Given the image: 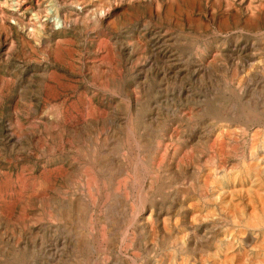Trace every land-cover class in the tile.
<instances>
[{"label":"rangeland","instance_id":"1","mask_svg":"<svg viewBox=\"0 0 264 264\" xmlns=\"http://www.w3.org/2000/svg\"><path fill=\"white\" fill-rule=\"evenodd\" d=\"M263 1L264 0H0V197H2V199L0 198V212L7 210L6 214L5 211L0 213V227L2 229H0V231H3L0 234V262L3 261V264H26V262H28L27 264H74V262L75 264H123V262L125 264H140L143 259H145L146 255L139 250L137 245L130 246L128 241L132 238L137 239L136 232L139 233L140 231V223L138 220L143 217V214L140 213V210H137L140 209L138 207L140 201L139 189L146 185L149 176H153L151 175L150 166H152V164H159L161 168H164L165 165V169L171 168L175 171L183 169L184 172L180 174V178L184 181L182 179L176 180L173 176L163 172L164 175L168 176L166 180L162 173H157L153 177H155V180L157 179L158 187L162 188V192L155 191L157 184L152 183L153 187L151 186L150 188L151 193L148 192L145 194L146 199L151 201L152 199H156L157 202L156 200L153 201L155 202L154 205L164 210L168 208L169 210H174L179 203L187 205V203L194 202V199H190V195H188V197L187 195L185 196L191 188V183L195 184L194 182L196 179H199L201 183L204 182L205 179L207 181L211 180L209 175L206 174L209 172L205 167L209 164L210 156L213 152H210L212 151L210 142L209 145H205L204 138L209 137V140H211L213 137L212 133L216 131L218 124H223L222 122L217 123L219 122V117L216 116L217 108L222 105V107L229 110L234 111L238 109V112H241L239 109L243 110L249 105L257 106V103H261L264 100V15L261 14L264 11ZM253 24L255 25L253 26ZM96 68H100V71L96 70ZM222 75L225 78H222ZM52 80H55V84ZM237 82L238 84H236ZM42 83H44V85H42ZM248 83L252 84L248 85ZM106 84H108V86ZM249 93H251L252 96L249 95ZM256 94H258V96H256ZM254 96H256L257 99ZM258 99L261 101H258ZM44 100L48 101H45V103ZM244 100L246 101L244 102ZM77 108L79 110H77ZM61 110L64 113L61 112ZM76 110L78 113H76ZM72 115L74 117L73 119L71 118ZM95 121H97V124ZM129 121L132 123L130 122V124ZM88 125L89 127H87ZM174 126L176 129H174ZM16 127L18 129H16ZM214 128L216 129L214 130ZM171 129L174 131H171ZM261 132V139H264V136H262L264 135V129H261ZM176 134H179L178 136H180V134L185 135L187 143L180 146L181 144L179 145V143L176 142L178 140V136L175 138ZM51 135H53V137ZM169 135L173 137L174 141L168 140L167 137ZM232 136L231 139L230 137H225L228 142L226 140V142L224 141V147L226 148L223 149L224 155L222 158H225L228 165L232 164L233 166L242 160V156L245 154L247 155L249 151H253V149L249 147V133L244 134L241 130L237 129L232 133ZM96 139L99 140L96 141ZM198 144L199 146L195 148L194 146ZM228 144H231L232 147L234 146L233 148L237 152ZM64 145L65 147H63ZM78 145L81 148H79ZM228 146L233 150H228ZM238 146L239 149H237ZM257 146L260 150L256 148ZM47 149H52L53 151L51 150V152ZM91 149L100 156L104 155L103 157L108 159V163L112 162V168L117 170L118 167L115 168L114 164L115 166L124 165L122 167H127V169L125 168V174L122 176L128 184L127 190H124L122 184L118 185L116 182L114 183L115 179L112 183L114 187L112 191L113 193L117 192L119 195L117 193L115 197L110 195L107 201L105 198V200H103V197L93 196L95 199L93 211L97 216L99 215V222L96 227L97 233H94V231L92 232L88 227L84 228L77 220L70 221L64 218L61 215L62 211L60 207V203L63 202V199L68 200L70 197L73 198V196L76 195L79 200L89 201V193L85 194L87 193L85 182L83 179L80 181L82 178L81 174L83 173L82 169H84V171H89L91 174L94 172L93 174H96V180H99L101 177L107 179V173L109 172L107 169L104 168V173H106L104 177L99 169L93 167L89 168L87 158L83 157L82 154ZM13 150L17 151L14 152ZM224 150H228V153ZM255 150L254 154L257 157L258 155L264 156V149L261 148L260 143L255 146ZM152 152L154 153L152 154ZM185 153L187 154L185 155ZM234 153H236V155ZM194 154L199 155L197 156L199 158ZM114 156L119 158V162L118 158L116 159ZM192 157H194V160L191 159ZM2 158L6 160L4 161ZM259 158L261 159V157ZM83 159L84 161L82 162ZM160 159L162 160L159 161ZM38 164L40 165L38 166ZM51 167L53 168L51 169ZM49 169H51L52 172ZM38 172L40 173L39 175ZM100 172L102 174H100ZM133 173L138 176L136 177L137 179ZM30 174L33 177H31ZM2 176L4 178H2ZM8 176L10 179L5 180ZM43 176H45V178ZM206 176L209 179H207ZM122 177L119 178L121 183L124 181L120 180L123 179ZM136 180L139 181L137 182ZM16 182L17 185H19L18 187L15 184ZM51 185L53 187H51ZM117 185L118 187H116ZM38 186H41L40 189ZM47 186L50 189H48ZM107 186L110 187V184ZM202 187L203 185H201L200 188ZM6 189H8V192ZM35 191L36 193H32ZM27 192L29 193L28 196ZM81 192L83 194H81ZM45 196H47V198ZM124 196H126V198ZM120 198H122L123 201ZM186 198L190 201H185ZM181 200L183 201L181 202ZM26 201H29V203ZM59 201L60 203H58ZM36 202L42 204L38 205ZM21 203L22 207L19 206ZM55 203L58 204L56 205ZM129 203H131V207L134 209L130 207ZM3 204L5 205L3 206ZM168 204L169 206H167ZM121 206H126L128 209ZM10 209H14V211H10ZM32 211L34 212L32 213ZM130 212H132V214ZM44 215L46 217L45 219ZM16 216L20 217L17 219ZM6 217L7 220H5ZM38 217H40L39 220ZM17 220L20 223L16 222ZM41 220L42 222H40ZM7 221L12 223L13 226ZM109 222L112 224L110 225ZM129 222L131 223L129 224ZM17 224H19V226ZM25 225L28 228L25 227ZM12 230L13 233L11 234ZM16 231L19 232L16 233ZM101 231L103 232L100 233ZM30 232H32V235ZM80 237L88 246H86L87 244L82 245L76 242ZM118 238L122 239L120 240ZM156 241L157 240H155V242ZM16 243L18 245H16ZM118 244L122 245V248ZM155 245H157V243H155ZM129 249H134V251ZM132 252L134 254L133 256ZM91 254L94 255L92 256ZM155 254L150 253L147 257L150 256L149 258H151ZM16 257L20 258L18 259ZM142 257L143 259H141ZM95 259L98 262H96ZM135 260L136 262L134 263Z\"/></svg>","mask_w":264,"mask_h":264},{"label":"bare ground","instance_id":"2","mask_svg":"<svg viewBox=\"0 0 264 264\" xmlns=\"http://www.w3.org/2000/svg\"><path fill=\"white\" fill-rule=\"evenodd\" d=\"M2 2V1H1ZM264 2V1H263ZM12 3V2H11ZM260 3V2H259ZM6 6V5H5ZM231 6V5H230ZM260 7V6H259ZM233 8V7H232ZM261 8V7H260ZM264 8V7H263ZM235 9V8H234ZM256 9V8H255ZM262 9V8H261ZM257 10V9H256ZM236 11V10H235ZM259 11V10H257ZM261 12V11H260ZM264 12V11H263ZM261 13L264 15V13ZM255 14V13H254ZM238 15V14H237ZM260 15V14H259ZM262 15V17H263ZM261 16V15H260ZM259 16V17H260ZM261 17V19H262ZM257 19V18H256ZM255 19V20H256ZM246 20V19H245ZM264 21V19H263ZM262 21V22H263ZM261 22V20H260ZM252 23V22H251ZM257 23H258V20H257ZM238 24V23H237ZM247 25V24H246ZM255 24H253L254 26ZM260 25V24H259ZM264 25V24H263ZM262 25V26H263ZM243 26V25H242ZM245 26V25H244ZM251 26V25H250ZM264 27V26H263ZM2 28V27H1ZM249 28V27H247ZM255 28V27H254ZM45 30V29H44ZM258 30V28H257ZM53 31V30H52ZM1 32V31H0ZM44 32V31H43ZM52 33V32H51ZM43 36V35H42ZM48 38V37H47ZM43 39V38H42ZM41 39V40H42ZM38 42V41H37ZM47 43V41H46ZM256 43V42H255ZM39 44V43H38ZM42 44V43H41ZM263 45V44H262ZM261 46V45H260ZM50 47V46H49ZM47 49V48H46ZM50 49V48H49ZM64 51V50H63ZM50 52V50H49ZM53 56V55H52ZM243 60V59H242ZM239 63V62H237ZM263 63V62H262ZM254 64V63H253ZM252 64V65H253ZM260 65V64H259ZM18 67V66H17ZM230 67V66H229ZM238 67V66H237ZM243 67V66H242ZM253 67V66H252ZM13 68V67H12ZM100 69V68H99ZM96 68V70H99ZM241 69V68H240ZM239 69V70H240ZM254 69V68H253ZM261 69V68H260ZM16 70V69H15ZM14 70V71H15ZM244 70V68H243ZM51 71V70H50ZM49 71V72H50ZM100 71V70H99ZM11 72V71H10ZM48 72V71H47ZM238 72V71H237ZM243 72V71H242ZM257 72V71H256ZM255 73V72H254ZM226 74V72H225ZM238 74V73H237ZM252 74V73H251ZM49 75V74H47ZM52 75V74H50ZM54 75V74H53ZM239 75V74H238ZM232 76V75H231ZM236 76V75H235ZM249 76V75H248ZM252 76V75H251ZM48 77V76H47ZM238 77V76H237ZM240 77V76H239ZM262 77V76H261ZM44 78V77H43ZM51 78V77H50ZM61 78V77H60ZM59 78V79H60ZM222 78H225L223 77L222 75ZM264 78V77H263ZM45 79V78H44ZM252 79V78H251ZM255 79V78H254ZM116 80V79H115ZM263 80V79H262ZM54 81V84H55V80H52ZM51 81V82H52ZM220 81V80H219ZM240 81V80H239ZM259 81V80H258ZM43 82V81H42ZM47 82V81H46ZM110 82V81H109ZM116 82V81H115ZM236 82V80H235ZM254 82V81H253ZM263 82V81H262ZM108 83V82H107ZM113 83V82H112ZM240 83V82H239ZM48 84V82H47ZM49 84H52V83H49ZM53 84V85H54ZM58 84V83H57ZM111 84V83H109ZM238 84V82L236 83ZM249 84H252V83H248ZM255 84V83H254ZM253 84V85H254ZM17 85V84H16ZM42 85H44V83H42ZM60 85V84H59ZM108 86V84H106ZM115 85V84H113ZM230 85V84H229ZM232 85V84H231ZM247 85V84H246ZM245 85V86H246ZM247 85V86H248ZM257 85V84H256ZM58 86V85H57ZM120 86V85H119ZM233 86V85H232ZM238 86V85H237ZM249 87V86H248ZM260 87V86H259ZM46 88V87H45ZM53 88V87H52ZM108 88V87H107ZM115 88V87H114ZM42 89V88H41ZM235 89V88H234ZM57 90V89H56ZM236 90V89H235ZM255 90V89H254ZM261 90V89H260ZM227 91V90H226ZM241 91V90H240ZM246 91V90H245ZM253 91V90H252ZM48 92V91H47ZM131 92V91H129ZM225 92V91H224ZM231 92V91H230ZM239 92V91H237ZM247 92H248V89H247ZM260 92V91H259ZM258 92V94H259ZM44 93H45V90H44ZM43 93V94H44ZM51 93V92H50ZM229 93V92H228ZM243 93V92H242ZM255 93V91H254ZM1 94V92H0ZM40 94V93H39ZM52 94V93H51ZM50 94V95H51ZM55 94V93H54ZM226 94V93H225ZM258 94H256V96H258ZM41 95V94H40ZM47 95V94H46ZM45 95V96H46ZM58 95V94H57ZM56 95V96H57ZM230 95V94H229ZM249 95H251V93H249ZM2 96V95H1ZM252 96V95H251ZM256 96H254L256 98ZM50 97V96H49ZM48 97V98H49ZM264 97V96H263ZM5 98V97H4ZM47 98V97H46ZM55 98V96H54ZM131 98V96H130ZM259 98V97H258ZM262 98V97H261ZM245 99V97H244ZM254 99V98H253ZM257 99V98H256ZM260 99V98H259ZM258 101H261L259 100ZM263 99V98H262ZM51 100V99H50ZM43 101V100H42ZM46 100H44L45 102ZM48 101V100H47ZM46 101V102H47ZM246 100H244L245 102ZM251 101V100H249ZM253 101V100H252ZM45 102V103H46ZM89 102V100H88ZM87 102V103H88ZM111 102V101H110ZM36 103V102H35ZM249 103V102H248ZM16 104V103H15ZM89 104V103H88ZM92 104V103H91ZM134 104V103H132ZM220 104V103H219ZM251 104V103H250ZM258 105L257 106H247L245 107L243 110L239 109L241 112H238V109L232 111V110H229L225 107H222V105L220 107L217 108L216 110V116L219 117L218 118V121L217 123H220L222 122L223 124H218L217 126V129L214 128V130L216 129V131L214 133H212L211 135V140H209V137L208 138H204V143L205 145H209V142H210V146L212 148V151L210 152H213V154H211L210 156V162L209 164L205 167L209 173H206L209 175L210 179L209 181H207L206 179L204 180V182H200L199 179H196V181L194 182L195 184H192L191 183V188L190 190L187 192V194H185V196L187 195H190V199L193 200L194 199V202H190V203H187L186 204H183V203H179L176 207V209L174 210H169L168 209H162V208H157L155 204V201L154 199L149 200V199H146V193L150 192L151 193V186H152V183H156L157 184V187L155 189V191L157 192H162V188L161 187H158V182H157V179L155 180L153 177L154 175H156L157 173L158 174H161L163 176H165L164 178L168 177L166 175L163 174V172L167 173L168 175L170 176H173L174 178L177 179H182L180 178V174L182 172H184V170H180V171H175L171 168H167L165 169V165H164V168H161L159 166V164H155L152 166H150L151 168V175L153 176H149V180L146 181V185L142 186L139 190V193H140V196H139V203H138V207L140 209H137V210H140V213L143 214V217L140 218L139 223H140V231L139 233H137V239H129L128 243L129 245H133V246H136L139 248V250L142 251V253H144L146 256H145V259H143V257L141 259H143V261L140 263V264H264V156H259L258 157L254 154V152L256 151L255 150V146L258 145L260 143L261 145V148L264 149V139H261V129H264V100L263 102H259L257 103ZM36 105V104H35ZM84 105V104H83ZM101 105V104H99ZM105 105V104H104ZM138 105V104H137ZM248 105V104H247ZM254 105V104H253ZM16 106V105H15ZM39 106V105H38ZM37 106V107H38ZM68 106V105H67ZM233 106V105H232ZM77 107V106H76ZM93 107V105H92ZM35 108V107H34ZM67 108V107H66ZM87 108V106H86ZM100 108V107H99ZM107 108V107H105ZM134 108V107H133ZM28 109V108H27ZM56 109V108H55ZM62 109V107H61ZM73 109V107H72ZM83 109V108H82ZM101 109V108H100ZM104 109V108H103ZM14 110V109H13ZM49 110H50V107H49ZM77 110H79L77 108ZM76 110V113H78V111ZM92 110V109H91ZM94 110V109H93ZM132 110V109H131ZM51 111V110H50ZM88 111V110H87ZM98 111V110H96ZM104 111V110H103ZM108 111V110H107ZM33 112V110H32ZM35 112V111H34ZM61 112H63L61 110ZM72 112V111H71ZM91 112V111H90ZM105 112V111H104ZM103 112V113H104ZM109 112V111H108ZM132 112V111H131ZM182 112V111H181ZM214 112V111H213ZM212 112V113H213ZM64 113V112H63ZM80 113V112H79ZM84 113V112H83ZM102 113V112H101ZM107 113V112H106ZM28 114V113H27ZM30 114V112H29ZM28 114V115H29ZM57 114V113H56ZM72 114V113H71ZM99 114V113H98ZM105 114V113H104ZM182 114V113H180ZM33 115V114H32ZM37 115V114H36ZM59 115V113H58ZM75 115V114H74ZM88 115V113H87ZM94 115V114H93ZM102 115V114H101ZM106 115V114H105ZM131 115V114H130ZM179 115V114H178ZM66 116V115H64ZM80 116V115H78ZM92 116V115H91ZM90 116V117H91ZM134 116V114H133ZM181 116V115H180ZM46 117V116H44ZM62 117V116H61ZM81 117V116H80ZM103 117V116H101ZM100 117V118H101ZM128 117H129V114H128ZM178 117V116H177ZM185 117V115H184ZM1 118V117H0ZM71 118L73 119V115L71 116ZM106 118V117H105ZM34 119V117H33ZM67 119V118H66ZM69 119V118H68ZM83 119V118H82ZM86 119V118H85ZM17 120V119H16ZM42 120V119H41ZM60 120V119H58ZM84 120V119H83ZM91 120V119H90ZM132 120V119H131ZM174 120V119H173ZM172 120V122H173ZM177 120V119H176ZM178 120L180 121V119L178 118ZM38 121V120H37ZM78 121V120H77ZM86 121V120H85ZM98 121V120H97ZM95 121V123L97 122ZM171 121V120H170ZM210 121V120H209ZM208 121V122H209ZM212 121V120H211ZM3 122V121H2ZM43 122V121H42ZM45 122V121H44ZM56 122V121H55ZM58 122V121H57ZM65 122V121H64ZM89 122V121H88ZM93 122V121H92ZM104 122V121H103ZM131 121H129L130 123ZM178 122V121H177ZM94 123V124H95ZM99 123V122H98ZM128 123V124H129ZM132 123V122H131ZM130 123V124H131ZM170 123V122H169ZM3 124V123H2ZM18 124V123H17ZM22 124V123H21ZM61 124H62V121H61ZM97 124V123H96ZM23 125V124H22ZM50 125V124H49ZM69 125V124H68ZM71 125V124H70ZM90 125V124H89ZM89 125L87 127H89ZM170 125V124H169ZM183 125V124H181ZM14 126V125H13ZM25 126V125H24ZM62 126V125H61ZM73 126V125H72ZM216 126V125H215ZM3 127V126H2ZM18 127V126H17ZM16 127V129H18ZM21 127V126H19ZM59 127V126H58ZM85 127V126H84ZM178 127V126H176ZM204 127H207V126H204ZM14 128V127H13ZM80 128V127H78ZM86 128V127H85ZM128 128V127H127ZM130 128V127H129ZM182 128V127H181ZM210 128V127H209ZM6 129V128H5ZM22 129V128H21ZM52 129V128H51ZM140 129V128H139ZM144 129V128H143ZM173 129V128H172ZM171 131H174L172 130ZM174 129L175 126H174ZM241 130L244 134H247L249 133L250 135V144H249V147H251V149H253V151H249V153L244 156H242L243 158H241L242 160H240L238 157V159L240 160L238 162V164H234L232 166V164H227L225 158L223 159L222 156L224 155V152H223V149L226 148L224 147V141L226 140L225 137L227 136V138L230 137L231 139V136H232V133L235 131V130ZM15 130V129H14ZM54 130V129H53ZM81 130V129H80ZM91 130V129H90ZM101 130V129H100ZM133 130V129H132ZM142 130V129H141ZM170 130V129H169ZM205 130V129H203ZM210 130V129H209ZM234 130V131H233ZM9 131V129H8ZM83 131V130H82ZM127 131V129H126ZM179 131V130H178ZM177 131V132H178ZM192 131V130H191ZM34 132V131H33ZM85 132V131H84ZM101 132V131H99ZM195 132V131H194ZM201 132V131H200ZM7 133V132H6ZM9 133V132H8ZM36 133V132H35ZM70 133V132H69ZM128 133V132H127ZM180 133V132H179ZM12 134V133H10ZM9 134V135H10ZM39 134V133H38ZM46 134V133H45ZM66 134H67V131H66ZM134 134V133H133ZM141 134V133H140ZM169 134V133H168ZM186 134V133H185ZM239 134V133H238ZM242 134V133H240ZM7 135V134H6ZM60 135V134H59ZM78 135V133H77ZM80 135V134H79ZM95 135V134H94ZM127 135V134H126ZM158 135V134H157ZM179 134H176L175 138L178 136ZM203 135V134H202ZM231 135V136H230ZM243 135V134H242ZM14 136V135H13ZM53 137V135H51ZM58 136V135H57ZM99 136V135H98ZM97 136V137H98ZM125 136V135H124ZM245 136V135H244ZM264 136V135H262ZM12 137V136H11ZM25 137V136H24ZM50 137V136H49ZM51 137V139H52ZM55 137V136H54ZM131 137V136H129ZM134 137V136H133ZM132 137V138H133ZM188 137V136H187ZM195 137V136H194ZM233 137V136H232ZM236 137V136H234ZM29 138V137H28ZM34 138V137H33ZM75 138V137H74ZM86 138V137H85ZM84 138V139H85ZM136 138V137H135ZM169 141L173 140V137L172 136H168L167 137ZM191 138V137H189ZM242 138V136H241ZM248 138V137H246ZM263 138V137H262ZM20 139V138H18ZM24 139V138H22ZM31 139V138H30ZM29 139V140H30ZM50 139V138H49ZM55 139V138H54ZM63 139V138H61ZM87 139V138H86ZM103 139V138H102ZM101 139V140H102ZM126 139V138H125ZM124 139V140H125ZM143 139V138H142ZM197 139H198V136H197ZM229 139V140H230ZM237 139V138H236ZM240 139V138H239ZM244 139V138H243ZM1 140V139H0ZM13 140V138H12ZM11 140V141H12ZM99 140V139H96V141ZM105 140V139H104ZM129 140V139H128ZM131 140V139H130ZM134 140V139H133ZM145 140V139H144ZM163 140V139H162ZM193 140V139H192ZM199 140V139H198ZM248 140V139H246ZM31 141V140H30ZM70 141V140H69ZM120 141V140H119ZM136 141V140H135ZM174 141V140H173ZM227 141V140H226ZM225 141V142H226ZM232 141V140H230ZM245 141V139H244ZM8 142V141H7ZM27 142V141H26ZM68 142V141H67ZM129 142V141H128ZM177 143H179L180 146L182 145H185L187 143L186 139H185V135H181L178 136V140L176 141ZM192 142V141H191ZM228 142V141H227ZM234 142H236L234 140ZM14 143V142H13ZM18 143V142H17ZM31 143V142H29ZM42 143V142H41ZM56 143V142H55ZM87 143V142H86ZM124 143V142H123ZM132 143V142H131ZM148 143V142H146ZM198 143V142H197ZM203 143V142H202ZM231 143V142H230ZM239 143V142H238ZM242 143V142H241ZM5 144V143H4ZM21 144V143H20ZM39 144V142H38ZM59 144V143H58ZM61 144V143H60ZM64 144V143H62ZM125 144V143H124ZM134 144V143H133ZM155 144V143H154ZM162 144V142H161ZM231 144H234V143H231ZM229 145L232 147V145ZM237 144V142H236ZM235 144V146H236ZM6 145V144H5ZM10 145H13V144H10ZM8 145V146H10ZM35 145V144H34ZM52 145V144H51ZM56 145V144H55ZM54 145V146H55ZM87 145V144H86ZM103 145V144H102ZM166 145V144H165ZM192 145V144H190ZM189 145V146H190ZM203 145V144H202ZM227 145V144H226ZM243 145V144H242ZM16 146V145H14ZM45 146H46V143H45ZM44 146V147H45ZM53 146V145H52ZM73 146V145H72ZM85 146V145H84ZM83 146V147H84ZM91 146V145H90ZM116 146V145H115ZM134 146V145H133ZM199 146L196 145L194 146L195 148ZM228 146V147H229ZM6 147V146H5ZM11 147V146H10ZM31 147V146H30ZM43 147V146H42ZM41 147V148H42ZM59 147V146H57ZM65 147V145L63 146ZM79 147V145H78ZM125 147V146H124ZM128 147V145H127ZM129 147H132V146H129ZM135 147V146H134ZM184 147V146H183ZM234 147V146H233ZM232 147V148H233ZM237 147V146H236ZM244 147V146H242ZM248 147V146H246ZM12 148V147H11ZM35 148V147H34ZM53 148V147H52ZM81 148V147H79ZM78 148V149H79ZM98 148V147H97ZM123 148V147H122ZM133 148V147H132ZM137 148V147H136ZM139 148V147H138ZM164 148V147H163ZM162 148V149H163ZM166 148V147H165ZM171 148V147H169ZM241 148V147H240ZM258 148V146L256 147ZM19 149V148H18ZM32 149V148H31ZM38 149V148H37ZM112 149V148H111ZM110 149V150H111ZM118 149V148H116ZM128 149V148H127ZM131 149V148H130ZM168 149V148H167ZM199 149V147H198ZM196 149V150H198ZM210 149V148H209ZM230 149V147L228 148V150ZM234 149V148H233ZM233 149H230L233 150ZM239 149V146L238 148ZM259 149V148H258ZM4 150V148H3ZM8 150H11V149H8ZM25 150V149H24ZM29 150V149H27ZM39 150V149H38ZM49 150V149H47ZM52 150V149H51ZM49 150V151H51ZM55 150V149H54ZM80 150V149H79ZM98 150V149H97ZM135 150V149H134ZM183 150V149H182ZM189 150V149H188ZM228 150H224L228 153ZM260 150V149H259ZM262 150V149H261ZM14 152L17 151V150H13ZM37 151V150H36ZM53 151V150H52ZM51 151V152H52ZM64 151V150H62ZM70 151V150H69ZM68 151V152H69ZM84 151V150H83ZM86 151V150H85ZM102 151V150H101ZM105 151V150H104ZM114 151V150H113ZM133 151V150H131ZM140 151V149H139ZM152 151V150H151ZM173 151V150H172ZM185 151V150H184ZM195 151V150H194ZM235 151V149H234ZM245 151V150H243ZM2 152V151H1ZM46 152V151H45ZM61 152V151H60ZM67 152V151H66ZM72 152V151H70ZM107 152V150H106ZM117 152V151H116ZM127 152V151H126ZM138 152V151H137ZM187 152V151H186ZM192 152V151H191ZM205 152V151H204ZM237 152V151H235ZM7 153V152H6ZM30 153V152H29ZM28 153V154H29ZM47 153V152H46ZM45 153V154H46ZM49 153V152H48ZM56 153V152H55ZM80 153V152H79ZM77 153V154H79ZM113 153V152H112ZM122 153V152H121ZM119 153V154H121ZM124 153V152H123ZM154 152H152L153 154ZM182 153V152H181ZM195 153V152H194ZM245 153V152H244ZM261 153V152H260ZM263 153V151H262ZM261 153V154H262ZM23 154V153H22ZM44 154V152H43ZM51 154V153H50ZM67 154V153H65ZM72 154V153H71ZM76 154V155H77ZM128 154V153H126ZM130 154V153H129ZM132 154V153H131ZM167 154V153H166ZM187 153H185L186 155ZM192 154V153H190ZM200 154V153H198ZM205 154V153H204ZM236 155V153H234ZM259 154V153H258ZM40 155V154H39ZM48 155V154H47ZM60 155V154H59ZM83 157H86L87 160H88V165H89V168L93 167L95 169H99L104 177L106 175V173H104V168L107 169V171H109L107 173V179L106 178H100L99 180H96L95 179V175L96 174H93L94 170L92 171L93 173L91 174L89 171H84V169H82L83 173L81 174V180L82 179L84 180L85 182V185H86V190H87V193L85 194H88L89 193V196H90V199L89 201H84V200H79L77 195L76 196H73L70 197L68 200L67 199H63V202L60 203V201L58 203H60V207H61V215L68 219V220H77L78 223H80L82 226L85 227H88L92 232L94 231V233H97L96 232V227H97V224L99 222V218L98 216L94 213L93 211V208H94V205H95V199L93 196H100L101 198L103 197V200L106 199H109L110 198V195L111 196H117V194L114 192L113 193V180L114 183L116 182V184H122L124 190H127V183H126V180H124L125 178L122 177L123 174H125L126 170L125 168L127 169V167H122V166H115L114 164V167L117 168L114 169L111 167V163H108V159L106 157H103V156H100L98 153H96L95 151L93 152V149L91 150H87L86 152H84L83 154ZM82 155H81V158H82ZM110 155V154H109ZM124 155V154H123ZM122 155V156H123ZM133 155V154H132ZM142 155V154H141ZM178 155V154H177ZM196 157L199 156V155H196L194 154ZM208 155V154H207ZM230 155V153H229ZM232 155V154H231ZM3 156V155H2ZM14 156V155H13ZM33 156V155H32ZM31 156V157H32ZM35 156V155H34ZM46 156V155H44ZM52 156V155H51ZM64 156V154H63ZM117 156V155H116ZM114 156V157H116ZM127 156V155H126ZM125 156V157H126ZM130 156V155H129ZM128 156V157H129ZM137 156V155H136ZM201 156V155H200ZM239 156V155H237ZM42 157V156H41ZM77 157V156H76ZM112 157V156H110ZM124 157V158H125ZM131 157V156H130ZM160 157V156H159ZM187 157V156H186ZM203 157V156H202ZM201 157V158H202ZM225 157V156H224ZM261 157V159L259 158ZM47 158V157H45ZM49 158V157H48ZM80 158V157H79ZM80 158V159H81ZM118 157H116L117 159ZM122 158V159H124ZM140 158V156H139ZM152 158V157H151ZM167 158V157H166ZM171 158V157H170ZM194 157H192L191 159H193ZM199 158V157H197ZM205 158V157H204ZM227 158V157H226ZM231 158V157H230ZM234 158V157H233ZM232 158V159H233ZM3 159V158H2ZM10 159V158H9ZM36 159V158H35ZM54 159V158H53ZM62 159V158H61ZM70 159V158H69ZM77 159V158H76ZM112 159V158H111ZM121 159V161H122ZM128 159V158H127ZM141 159V158H140ZM180 159V158H179ZM187 159V158H186ZM190 159V158H189ZM205 159H208V158H205ZM204 159V160H205ZM228 159V158H227ZM0 160H1V157H0ZM4 161L6 160L5 158L3 159ZM45 160V159H44ZM72 161H75L73 159H71ZM162 159H160L159 161H161ZM164 160V159H163ZM174 160V159H173ZM194 160V159H193ZM3 161V162H4ZM51 161V160H50ZM56 161V160H55ZM84 161V159L82 160V162ZM86 161V159H85ZM110 161V160H109ZM113 161V160H112ZM127 161V160H126ZM177 161V160H176ZM180 161V160H179ZM187 161V160H186ZM192 161V160H191ZM236 161V160H235ZM7 162V161H6ZM63 162V161H62ZM87 162V161H86ZM118 162H119V158H118ZM137 162V161H136ZM169 162V161H168ZM167 162V163H168ZM181 162V161H180ZM194 162V161H193ZM26 163V162H25ZM34 163V162H33ZM48 163V162H47ZM115 163V162H114ZM117 163V162H116ZM126 163V162H124ZM132 163V162H131ZM134 163V162H133ZM163 163V162H162ZM166 163V164H167ZM174 163V162H173ZM235 163V162H234ZM15 164V163H14ZM42 164V163H41ZM74 164V163H73ZM120 164V163H119ZM179 164V163H178ZM184 164V163H183ZM23 165V164H22ZM40 164H38L39 166ZM44 165V163H43ZM137 165V164H136ZM176 165V164H175ZM198 165V164H197ZM54 166V165H53ZM143 166V165H142ZM168 166V165H167ZM202 166V165H201ZM200 166V168H201ZM24 167V165H23ZM34 167V166H33ZM41 167V166H40ZM61 167V166H60ZM71 167V166H70ZM86 167V166H85ZM134 167V166H132ZM20 168V167H19ZM28 168V167H27ZM32 168V167H31ZM30 168V169H31ZM48 168V166H47ZM53 167H51L52 169ZM65 168V167H64ZM63 168V169H64ZM83 168V167H82ZM130 168V167H129ZM128 168V169H129ZM138 168V167H137ZM189 168V167H188ZM187 168V169H188ZM193 168V166H192ZM191 168V169H192ZM197 168V166H196ZM22 169V168H21ZM45 169V168H43ZM51 169H49L51 171ZM62 169V168H61ZM88 169V168H87ZM186 169V167H185ZM78 170V169H77ZM86 170V169H85ZM89 170V169H88ZM91 170V169H90ZM98 170V171H99ZM194 170V169H193ZM192 170V171H193ZM201 170V169H200ZM204 170V169H203ZM6 171V170H5ZM48 171V172H50ZM56 171V170H55ZM60 171V170H59ZM81 171V170H79ZM199 171V170H198ZM3 172V170H2ZM24 172V171H23ZM40 172V171H39ZM38 172V175L40 174ZM45 172V171H43ZM42 172V173H43ZM52 172V171H51ZM100 172V174H102ZM128 172H131V171H128ZM200 172V171H199ZM204 172V171H203ZM1 173V172H0ZM10 173V172H9ZM56 173V172H55ZM72 173H75V172H72ZM80 173V172H79ZM26 174V172H25ZM34 174V173H33ZM37 174V173H36ZM60 174V173H59ZM200 174V173H199ZM205 174V175H206ZM3 175V174H2ZM7 175V174H6ZM5 175V176H6ZM56 175V174H55ZM73 175V174H72ZM77 175V174H76ZM132 175V174H131ZM133 175H135V178L138 177L136 174L133 173ZM132 175V176H133ZM201 175V174H200ZM203 175V176H205ZM31 176V174H30ZM29 176V177H30ZM52 176V175H51ZM189 176V175H188ZM187 176V177H188ZM195 176V175H194ZM202 176V175H201ZM9 177V176H8ZM6 177V179H10V177L8 178ZM25 177V175H24ZM33 177V176H31ZM45 178V176H43ZM54 177V176H53ZM60 177V176H59ZM69 177V175H68ZM71 177V176H70ZM74 177V176H73ZM123 178V179H120V180H124L123 183H121V181H119V178ZM131 177V176H130ZM146 177V176H144ZM151 177V178H150ZM183 177V176H182ZM186 177V178H187ZM207 177V176H206ZM2 178H4L2 176ZM12 178V177H11ZM21 178V176H20ZM19 178V179H20ZM27 178V176H26ZM38 178V177H37ZM42 178V179H44ZM47 178V177H46ZM76 178V177H75ZM134 178V179H135ZM157 178V177H156ZM159 178V177H158ZM196 178V177H195ZM198 178V177H197ZM204 178V177H203ZM17 179V178H16ZM18 179V180H19ZM53 179V178H52ZM55 179V178H54ZM59 179V178H58ZM61 179V178H60ZM63 179V178H62ZM79 179V178H78ZM137 179V178H136ZM140 179V178H139ZM207 179H209L207 177ZM4 180V181H5ZM24 180V179H23ZM21 180V181H23ZM33 180V178H32ZM68 180V179H66ZM70 180V178H69ZM77 180V179H76ZM75 180V181H76ZM129 180V179H128ZM132 180V179H131ZM155 180V181H154ZM162 180V179H161ZM167 180V178H166ZM170 180V179H169ZM175 180V181H176ZM183 180V179H182ZM189 180V179H188ZM193 180V178H192ZM20 181V182H21ZM34 181V180H33ZM39 181V180H38ZM42 181V180H41ZM45 181V180H44ZM137 181V180H136ZM139 181V180H138ZM137 181V182H138ZM142 181V180H141ZM160 181V180H159ZM184 181V180H183ZM15 182V181H14ZM26 182V180H25ZM28 182V181H27ZM30 182V181H29ZM43 182V181H42ZM49 182V181H48ZM59 182V181H58ZM62 182V181H61ZM74 182V181H73ZM84 182H81V183H84ZM161 182V181H160ZM165 182V181H164ZM167 182V181H166ZM170 182V181H169ZM187 182V181H186ZM190 182V181H189ZM208 182V183H207ZM32 183V182H31ZM38 183H41V182H38ZM46 183V182H45ZM50 183V182H49ZM57 183V182H56ZM66 183V182H65ZM71 183V182H69ZM79 183V182H78ZM144 183V182H143ZM180 183V182H179ZM9 184V183H8ZM13 184V183H12ZM17 185V182L15 183ZM54 184V183H53ZM108 184H110V187L107 186ZM145 184V183H144ZM168 184V183H167ZM203 185V187L205 188H200L201 185ZM7 185V184H6ZM5 185V186H6ZM11 185V184H10ZM9 185V186H10ZM67 185V184H66ZM77 185V183H76ZM84 185V186H85ZM118 185L116 187H118ZM132 185V184H131ZM140 185V184H138ZM162 185V184H161ZM189 185V183H188ZM4 186V185H3ZM19 185H17L18 187ZM21 186V185H20ZM27 186V184H26ZM36 186V185H35ZM59 186V185H58ZM83 186V185H82ZM168 186V185H167ZM175 186V185H174ZM28 187V186H27ZM41 186H38V188L40 189ZM51 187H53L51 185ZM60 187V186H59ZM112 187V188H111ZM137 187V186H136ZM135 187V188H136ZM153 187V186H152ZM163 187V186H162ZM26 188V187H25ZM48 189H50L48 186H47ZM45 188V189H47ZM62 188V187H61ZM71 188V187H70ZM74 188V187H73ZM170 188V187H169ZM177 188V187H176ZM189 188V187H188ZM10 189V188H9ZM28 189V188H26ZM36 189V187H35ZM52 189V188H51ZM81 189V188H80ZM85 189V188H84ZM117 189V188H115ZM153 189V188H152ZM165 189V188H164ZM167 189V188H166ZM182 189V188H181ZM4 190V189H3ZM7 192H8V189H6ZM18 190V189H17ZM43 190V189H42ZM52 190H55V189H52ZM60 190V189H59ZM58 190V191H59ZM77 190V189H76ZM171 190V189H170ZM14 191V189H13ZM19 191H23V190H19ZM34 191V190H33ZM40 191V190H38ZM48 191V190H47ZM51 191V190H49ZM56 191V190H55ZM82 191V190H81ZM112 191V193H111ZM114 191H117V190H114ZM122 191V190H121ZM133 191V190H132ZM164 191V190H163ZM166 191V190H165ZM173 191V190H172ZM11 192V190H10ZM9 192V193H10ZM17 192V191H16ZM41 192V191H40ZM70 192V191H69ZM73 192V191H72ZM135 192V191H134ZM168 192V191H167ZM174 192V191H173ZM2 193V192H1ZM15 193V192H14ZM28 193V192H27ZM32 193H36L35 192H32ZM57 193V192H56ZM65 193H66V190H65ZM77 193V192H76ZM121 193V192H120ZM138 193V192H137ZM177 193V192H176ZM182 193V192H181ZM72 194V193H71ZM81 194H83L81 192ZM122 194V193H121ZM127 194V193H126ZM125 194V195H126ZM164 194V193H163ZM168 194V193H166ZM9 195V194H8ZM16 195V194H15ZM29 195V193L27 194V196ZM32 195V194H31ZM48 195V194H47ZM64 195V194H63ZM73 195V194H72ZM119 195V194H118ZM150 195V194H149ZM176 195V194H175ZM12 196V195H11ZM14 196V195H13ZM52 196V195H51ZM59 196V195H58ZM66 196V195H65ZM69 196V195H68ZM86 196V195H85ZM121 196V195H120ZM127 196V195H126ZM126 196H124L126 198ZM138 196V195H137ZM177 196V195H176ZM4 197V196H3ZM22 197V196H20ZM39 197V196H38ZM47 198V196H45ZM53 197V196H52ZM129 197V196H128ZM184 197V196H183ZM2 199V197H0ZM18 198V196H17ZM45 198V199H46ZM57 198V197H56ZM60 198V197H59ZM87 198V196H86ZM105 198V199H104ZM113 198V197H112ZM119 198V197H118ZM8 199V198H6ZM19 199V198H18ZM27 199V198H26ZM40 199V198H39ZM53 199V198H52ZM60 199V200H62ZM83 199V198H82ZM114 199V198H113ZM122 199V198H120ZM119 199V200H120ZM161 199V198H160ZM168 199V198H167ZM20 200V199H19ZM31 200V199H30ZM34 200V199H33ZM51 200V199H50ZM55 200V199H54ZM98 200V199H97ZM102 200V201H103ZM115 200V199H114ZM6 201V200H5ZM44 201V200H43ZM48 201V200H47ZM58 201V200H57ZM100 201V200H99ZM117 201V200H116ZM123 201V199H122ZM125 201V200H124ZM130 201V200H128ZM133 201V200H132ZM131 201V202H132ZM135 201V200H134ZM159 201V200H158ZM170 201V200H169ZM177 201V200H176ZM183 200H181L182 202ZM185 201H190L188 200V198H186ZM2 202V201H1ZM23 202V201H22ZM29 203V201H26ZM35 202V201H34ZM39 202V201H38ZM46 202V200H45ZM104 202V201H103ZM151 202V203H150ZM157 202V200H156ZM26 203V204H28ZM37 203V202H36ZM47 203V202H46ZM58 203H55L56 205ZM135 203V202H134ZM170 203V202H169ZM177 203V202H176ZM186 203V202H185ZM24 204V203H23ZM38 204V203H37ZM42 204V203H40ZM38 204V205H40ZM45 204V203H44ZM110 204V203H109ZM130 204V207H131V203ZM129 204H126V205H129ZM136 204V203H135ZM134 204V205H135ZM5 204H3L4 206ZM9 205V204H8ZM33 205V203H32ZM54 205V204H53ZM121 205V204H120ZM125 205V203H124ZM160 205V203H159ZM162 205V203H161ZM164 205V204H163ZM2 206V208H3ZM10 206V205H9ZM20 207H22V203L21 205H19ZM35 206V205H34ZM46 206V205H45ZM101 206V205H100ZM99 206V207H100ZM169 206V204L167 205ZM17 207V206H16ZM15 207V208H16ZM25 207V206H24ZM30 207V206H29ZM27 207V208H29ZM55 207V206H54ZM53 207V208H54ZM57 207V206H56ZM106 207V206H105ZM104 207V209H105ZM119 207V206H118ZM121 207H126V206H121ZM9 208V207H8ZM12 208V207H11ZM14 208V207H13ZM43 208V207H42ZM101 208V207H100ZM99 208V209H100ZM120 208V207H119ZM132 209H134L133 207H131ZM163 208H166V207H163ZM19 209V208H18ZM22 209V208H21ZM50 209V208H49ZM58 209V208H57ZM97 209V208H96ZM115 209V208H114ZM125 209H128L127 207ZM9 210V209H8ZM12 209H10L11 211ZM24 210V208H23ZM44 210V209H43ZM98 210V209H97ZM122 210V209H121ZM5 211V210H4ZM2 211V212H4ZM14 211V209L12 210ZM49 211V210H48ZM47 211V212H48ZM57 211V210H56ZM112 211V210H111ZM118 211V210H117ZM116 211V212H117ZM126 211V210H125ZM129 211V210H128ZM0 212V213H2ZM7 210L5 211V214H6ZM16 212V211H15ZM34 211H32L33 213ZM50 212V211H49ZM115 212V213H116ZM120 212V210H119ZM124 212V211H123ZM127 212V211H126ZM9 213V212H8ZM24 213V212H23ZM27 213V211H26ZM31 213V214H32ZM38 213V212H37ZM40 213V212H39ZM43 213V212H42ZM41 213V214H42ZM132 214V212H130ZM128 213V214H130ZM134 213V212H133ZM147 213V214H146ZM13 214V213H11ZM17 214V213H16ZM40 214V215H41ZM45 214V213H44ZM57 214V213H56ZM113 214H114V211H113ZM117 214V213H116ZM136 214V213H135ZM20 215V213H19ZM24 215V214H23ZM34 215V214H33ZM51 215V214H50ZM118 215V214H117ZM134 215V214H133ZM3 216V215H2ZM9 216V215H8ZM11 216V215H10ZM22 216V215H21ZM28 216V215H27ZM32 216V215H31ZM47 216V215H46ZM109 216V215H108ZM129 216V215H128ZM132 216V215H131ZM20 216H16V218L18 219ZM24 217V216H23ZM49 217V215H48ZM51 217V216H50ZM55 217V216H54ZM107 217V216H106ZM117 217V216H116ZM127 217V216H126ZM3 218V217H2ZM10 218V217H9ZM40 217H38V220H39ZM45 215H44V219H45ZM139 218V217H138ZM4 219V218H3ZM2 219V221H3ZM35 219V218H34ZM7 220V217L6 219ZM57 220V219H56ZM62 220V219H61ZM65 220V219H64ZM119 220V219H117ZM135 220V219H134ZM133 220V222H134ZM15 221V220H14ZM25 221V220H24ZM30 221V220H29ZM48 221V220H47ZM136 221V220H135ZM9 222V221H7ZM12 222V221H11ZM16 222H19L18 220ZM23 222V220H22ZM28 222V221H27ZM39 222V221H38ZM42 222V220L40 221ZM52 222V221H51ZM65 222V221H64ZM103 222V221H101ZM118 222V221H117ZM126 222V221H125ZM4 223V222H3ZM10 223V222H9ZM20 223V222H19ZM29 223V222H28ZM36 223V222H35ZM45 223V222H43ZM68 223V222H67ZM110 223V222H109ZM116 223V222H115ZM131 222H129L130 224ZM137 223V222H135ZM2 224V223H1ZM12 225V223H10ZM9 224V225H10ZM23 224V223H22ZM49 224V223H47ZM53 224V223H52ZM57 224V223H56ZM59 224V223H58ZM72 224V223H71ZM105 224V223H104ZM112 223H110L111 225ZM128 224V225H129ZM7 225V224H6ZM10 225V226H11ZM19 226V224H17ZM35 225V224H34ZM32 225V226H34ZM37 225V224H36ZM44 225V224H43ZM42 225V226H43ZM55 225V224H54ZM79 225V224H78ZM109 225V226H110ZM123 225V224H121ZM138 225V224H137ZM1 226V225H0ZM5 226V225H4ZM9 226V228H10ZM13 226V225H12ZM11 226V227H12ZM15 226V225H14ZM31 226V225H30ZM58 226V225H56ZM104 226V225H103ZM101 226V227H103ZM25 227H27L25 225ZM24 227V228H25ZM50 227V226H49ZM53 227V225H52ZM67 227V226H66ZM107 227V226H106ZM139 227V225H138ZM5 228V227H4ZM19 228V227H18ZM23 228V229H24ZM28 228V227H27ZM45 228V227H44ZM55 228V227H54ZM78 228V227H77ZM104 228V227H103ZM110 228V227H109ZM131 228V226H130ZM1 229V227H0ZM12 229V228H11ZM15 229L17 230V228L15 227ZM26 229V228H25ZM24 229V230H25ZM41 229V228H40ZM50 229V228H49ZM56 229V228H55ZM53 229V230H55ZM102 229V228H101ZM119 229V228H118ZM135 229V228H134ZM132 229V230H134ZM2 230V229H1ZM8 230V229H7ZM19 230V229H18ZM21 230V229H20ZM30 230V229H29ZM38 230V229H37ZM87 230V229H86ZM89 230V232H90ZM108 230V229H107ZM113 230V229H112ZM139 230V229H138ZM33 231V230H32ZM48 231V230H47ZM50 231V230H49ZM109 231V230H108ZM122 231V229H121ZM1 232L3 231H0V234ZM19 232V231H18ZM16 231V233H18ZM53 232V231H51ZM103 231H101L100 233H102ZM105 232V231H104ZM114 232V231H112ZM134 232V231H133ZM10 233V232H8ZM13 233V230L11 232V234ZM32 232H30L31 234ZM41 233V232H40ZM67 233V232H66ZM73 233V232H72ZM107 233V232H106ZM105 233V235H106ZM115 233V232H114ZM123 233V232H122ZM6 234V233H5ZM36 234V233H35ZM64 234V233H63ZM82 234V233H81ZM130 234V233H129ZM4 235V234H2ZM7 235V234H6ZM18 235V234H17ZM21 235V234H20ZM32 235V234H31ZM30 235V236H31ZM38 235V234H37ZM40 235V234H39ZM49 235V234H48ZM80 235V234H78ZM87 235V234H86ZM104 235V234H103ZM1 236V235H0ZM15 236V235H14ZM19 236V235H18ZM42 236V235H40ZM85 236V235H84ZM88 236V235H87ZM102 236V235H101ZM115 236V235H114ZM120 236H121V233H120ZM135 236V235H134ZM17 237V236H16ZM36 237V236H35ZM53 237V236H52ZM52 237H50L51 239H53ZM77 237V236H76ZM86 237V236H85ZM117 237V236H116ZM119 237V236H118ZM122 237V236H121ZM129 237V236H128ZM21 238V237H20ZM19 238V239H20ZM27 238V237H26ZM32 238V237H30ZM39 238V237H38ZM66 238V237H65ZM73 238V237H72ZM126 238V237H125ZM124 238V239H125ZM10 239V238H9ZM14 239V238H13ZM17 239V238H16ZM120 239V238H118ZM122 239V238H121ZM120 239V240H121ZM127 239V238H126ZM125 239V240H126ZM12 240V239H11ZM22 240V239H21ZM32 240V239H31ZM68 240V239H67ZM74 240V239H72ZM76 240V238H75ZM89 240V239H88ZM94 240V239H92ZM124 240V241H125ZM155 240H157L155 242ZM2 241V240H1ZM14 241V240H13ZM20 241V240H19ZM23 241V240H22ZM38 241V240H37ZM52 241V240H51ZM101 241V240H100ZM119 241V240H118ZM15 242V241H14ZM29 242V241H27ZM36 242V241H35ZM78 242L79 244H82V245H85L87 244L83 239H81V237L78 239ZM75 242V243H76ZM112 242V241H111ZM30 243V242H29ZM33 243V242H32ZM93 243V242H92ZM123 243V242H122ZM155 243H157V245H155ZM28 244V243H27ZM54 244V243H53ZM69 244V243H68ZM105 244V243H104ZM15 245V244H14ZM16 245H18L16 243ZM37 245H38V242H37ZM41 245V244H40ZM55 245V244H54ZM96 245V244H94ZM120 245V244H118ZM126 245V244H125ZM128 245V246H129ZM6 246V244H5ZM35 246V245H34ZM88 246V244L86 245ZM93 246V244H92ZM121 248H122V245H120ZM29 247V246H28ZM43 247V246H42ZM44 247H45V244H44ZM76 247V246H75ZM84 247V246H83ZM7 248V247H5ZM25 248V247H24ZM46 248V247H45ZM109 248V247H108ZM119 248V246H118ZM159 248V249H158ZM23 249V248H22ZM39 249V247H38ZM41 249V248H40ZM54 249V248H53ZM79 249V247H78ZM120 249V248H119ZM127 249V248H126ZM9 250V249H8ZM33 250V248H32ZM129 250H132L134 251V249H129ZM7 251V250H6ZM23 251V250H21ZM20 251V252H21ZM46 251V250H44ZM57 251V250H56ZM80 251V250H78ZM94 251V250H93ZM140 251V252H141ZM5 252V251H4ZM9 252V251H8ZM20 252H19V255H20ZM29 252V250H28ZM31 252V250H30ZM41 252V251H40ZM43 252V251H42ZM81 252V251H80ZM102 252V250H101ZM156 252V254H155ZM11 253V252H10ZM15 253V252H14ZM18 253V251H17ZM24 253V252H23ZM34 253V252H33ZM52 253V251H51ZM59 253V252H58ZM78 253V252H77ZM76 253V254H77ZM86 253V252H85ZM108 253V252H107ZM126 253V252H125ZM131 253V252H129ZM136 253V252H135ZM150 253H154L155 255L151 258L147 257L148 254ZM5 254V253H4ZM38 254H39V251H38ZM44 254V252H43ZM97 254V253H96ZM99 254V253H98ZM110 254V253H109ZM121 254V253H120ZM123 254V253H122ZM127 254V253H126ZM25 255V254H24ZM31 255V254H30ZM92 256L94 254H91ZM102 255V254H101ZM133 252H132V256H133ZM152 255V254H151ZM6 256V255H5ZM15 256V255H14ZM22 256V254H21ZM55 256V255H54ZM87 256H88V253H87ZM113 256V255H112ZM128 256V255H127ZM7 257H8V254H7ZM10 257V255H9ZM29 257V256H28ZM38 257V256H37ZM97 257V256H96ZM124 257V256H123ZM12 258V257H11ZM18 258V257H16ZM20 258V257H19ZM18 258V259H19ZM30 258V257H29ZM90 258V257H89ZM129 258V257H128ZM23 259V258H22ZM86 259V258H85ZM91 259V258H90ZM118 259V258H117ZM116 259V261H117ZM123 259V258H122ZM127 259V258H126ZM131 259V258H129ZM133 259V258H132ZM9 260V259H8ZM24 260V259H23ZM22 260V261H23ZM35 260V259H34ZM40 260V259H39ZM84 260V259H83ZM112 260V259H111ZM96 261V259H95ZM102 261V260H101ZM119 261V260H118ZM3 262V261H2ZM0 262V263H2ZM7 262V261H6ZM88 262V261H87ZM98 262V261H96ZM130 262V261H128ZM136 262V260L134 261V263ZM24 263V262H23ZM28 262H26L27 264ZM39 263V261H38ZM81 263V262H80ZM90 263V262H89ZM101 263V262H99ZM121 263V261H120ZM3 264V263H2ZM75 264V262H74ZM82 264V263H81ZM116 264V263H114ZM119 264V263H118ZM123 264H125L123 262ZM139 264V263H138Z\"/></svg>","mask_w":264,"mask_h":264}]
</instances>
